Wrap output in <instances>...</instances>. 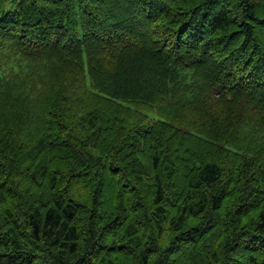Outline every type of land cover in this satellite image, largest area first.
Segmentation results:
<instances>
[{
    "label": "trees",
    "instance_id": "obj_1",
    "mask_svg": "<svg viewBox=\"0 0 264 264\" xmlns=\"http://www.w3.org/2000/svg\"><path fill=\"white\" fill-rule=\"evenodd\" d=\"M0 264H264V0H0Z\"/></svg>",
    "mask_w": 264,
    "mask_h": 264
}]
</instances>
